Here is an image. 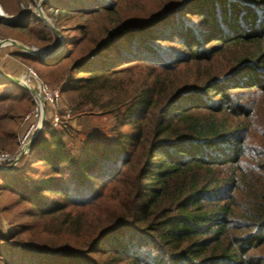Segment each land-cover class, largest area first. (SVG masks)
I'll use <instances>...</instances> for the list:
<instances>
[{
    "label": "trees",
    "instance_id": "16d2710c",
    "mask_svg": "<svg viewBox=\"0 0 264 264\" xmlns=\"http://www.w3.org/2000/svg\"><path fill=\"white\" fill-rule=\"evenodd\" d=\"M151 2L44 0L64 46L46 61L12 54L111 126L47 119L23 168L0 170L4 263L264 264V0ZM19 20L7 35L58 38ZM34 106L0 76V146Z\"/></svg>",
    "mask_w": 264,
    "mask_h": 264
},
{
    "label": "rangeland",
    "instance_id": "374dc122",
    "mask_svg": "<svg viewBox=\"0 0 264 264\" xmlns=\"http://www.w3.org/2000/svg\"><path fill=\"white\" fill-rule=\"evenodd\" d=\"M43 1L44 0H30L29 3H27L26 5L22 4L23 2H19L17 4L19 5V8H16V11H15V5L13 4V2H11L10 0H4L3 2H5V4L8 6L7 10L9 12L12 11V13L6 12L3 9L2 5H0V10L4 14V17L6 19L11 18V17H17V15L21 13L23 9H30L31 10L30 13L32 15H35L38 18H40L47 25L49 29H51L53 32L58 34V38L57 37L54 38V43L52 44L50 43V45L43 46L40 48L39 46L36 45V43L24 42V40H26L27 37L21 38V36L16 37L14 35H11V36L7 35L6 34L7 30L5 28L7 24L0 21V44L6 43L5 45L0 47V74H4L10 77L17 78L19 80L18 82L19 84H21L26 89L27 88L31 89V90L28 89V91L31 93L33 101L35 98H37L39 91L37 90V88H35L36 82L33 81L32 77H30L27 74L26 68L30 67L34 71V73L37 75V77L39 78L40 75L38 76V71H42L43 67L34 61L22 63L19 59H16L15 57H13L12 54L21 52V49L17 45L12 44V43H7V42L14 41L17 44L25 45L29 47V53H32V54H34L33 49H43L44 51H47V52H54L56 50V52H58L59 49L64 46L65 39L63 38V35L59 31V29L52 24L50 18L44 15V12L42 10ZM153 1L154 0H152V2ZM152 2L151 4L153 5ZM39 11H41L42 16L45 18V21L40 17ZM1 19H4V18H1ZM15 21L19 22L20 20H15ZM66 35H68V33ZM49 57L51 56H46V57L39 56L38 58L46 61L48 60L47 58ZM27 76H29L31 79L29 82H26ZM41 82L47 85L50 90H56V89L59 90L58 106L45 105V108L42 112V115H44V120H43L44 122L47 119H53V117L56 116L57 122L61 120L62 122L67 123L68 125L72 127L73 131L92 129L93 131H100V133H102V137L109 136V133L107 132L110 129L111 123H109L103 118L95 117L94 115L81 114L80 110H76V111L73 110L74 108L73 98L70 96H65L64 94L60 93V88L63 85V82L56 83V84L49 82L47 80H41ZM35 108H36V105L32 108L31 111L25 114L23 121H22L23 123L21 126L20 135L22 134L25 135L27 132L31 131V133L27 135V141L30 139L32 141L38 135V132L40 128L42 127L41 126L40 128H38L40 124L41 114H39L40 112L38 110H35ZM88 136L89 138H91L93 134H90ZM18 138H17V144L14 143L13 145H10V146H0V150H5L11 155L16 156V160L10 166L11 168L9 167L7 170H4V171H12V172L18 171L20 170L21 167L23 168L25 164V160L29 159L28 153H29V146H30L31 141L27 142V148H26L27 150L23 153H20L19 151L21 148H20V145L18 144ZM66 141L68 143V148L70 150H72L73 152L79 153V151L81 150L80 149L81 144L78 143L76 139L73 138V140H71L68 137L66 138ZM1 177H2V172H0V182H1ZM9 195H10L9 193H6L5 195L0 196V207H2V205L9 199L8 198ZM12 231H13V226H9V224L7 223L6 213L0 211V238H1V235H8ZM0 244L3 245V242L0 241ZM3 251L4 250H2L0 246V258H2L5 254ZM24 256L30 257L29 255H25V254ZM34 262H37V261H34ZM0 264H6V263L0 260ZM26 264H29L28 260L26 261ZM48 264H51V263L48 262Z\"/></svg>",
    "mask_w": 264,
    "mask_h": 264
},
{
    "label": "built area",
    "instance_id": "2783aa9c",
    "mask_svg": "<svg viewBox=\"0 0 264 264\" xmlns=\"http://www.w3.org/2000/svg\"><path fill=\"white\" fill-rule=\"evenodd\" d=\"M26 70H27V74L30 77H32V80L36 82L35 88H37V90L39 91L37 98L34 99L35 105H36L35 110H38L40 112L39 114H42L45 108V105L58 106L59 90L58 89L50 90L47 85L41 82V80L37 77V75L34 73V71L30 67H27ZM29 76H27L26 82H29L31 80ZM52 121H53V124L55 125L57 123V117L54 116ZM30 133L31 131L27 132L25 135L22 134L19 136L18 144L20 145V148H21L19 151L20 153H23L27 150L26 149L27 142L31 141L30 138H29L30 140L27 141V135ZM15 160H16V156L11 155L5 150H0V170H7Z\"/></svg>",
    "mask_w": 264,
    "mask_h": 264
},
{
    "label": "water",
    "instance_id": "95a60500",
    "mask_svg": "<svg viewBox=\"0 0 264 264\" xmlns=\"http://www.w3.org/2000/svg\"><path fill=\"white\" fill-rule=\"evenodd\" d=\"M27 12H31V10H30V9H23V10L21 11V13H19V14L17 15V17H11V18H7V19H0V21L4 22V23H6V24H11V23L16 22L15 20H19V19L23 18V16H24ZM39 13H40V17L45 21V18L42 16L41 11H39ZM14 19H15V20H14ZM54 30H55V29H54ZM7 43H12V44L17 45V46L21 49L22 52H27V51L29 52V47H27V46H25V45L17 44V43H15L14 41H9V42H7ZM5 44H6V43H2V44H0V47L3 46V45H5ZM33 52H34V54H37V55H39V56H45V57H46V56H52V55H54V53H56V50H55L54 52H47V51H44L43 49H33ZM0 76L3 77V78H6V79L12 80V81L19 82V80H18L17 78L10 77V76H8V75L0 74ZM43 120H44V115L41 114V117H40V124H39V127H38V128H40V127L43 125V122H44ZM28 146H29V145H28Z\"/></svg>",
    "mask_w": 264,
    "mask_h": 264
},
{
    "label": "bare ground",
    "instance_id": "6f19581e",
    "mask_svg": "<svg viewBox=\"0 0 264 264\" xmlns=\"http://www.w3.org/2000/svg\"><path fill=\"white\" fill-rule=\"evenodd\" d=\"M1 18L6 19V18L4 17V14L2 13V11L0 10V19H1Z\"/></svg>",
    "mask_w": 264,
    "mask_h": 264
}]
</instances>
